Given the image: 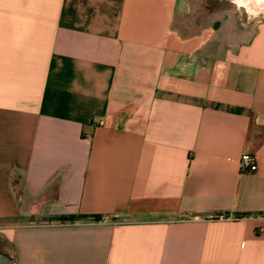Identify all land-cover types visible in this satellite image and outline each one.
Returning <instances> with one entry per match:
<instances>
[{
	"label": "crops",
	"instance_id": "1",
	"mask_svg": "<svg viewBox=\"0 0 264 264\" xmlns=\"http://www.w3.org/2000/svg\"><path fill=\"white\" fill-rule=\"evenodd\" d=\"M179 3L0 0V264H264V14Z\"/></svg>",
	"mask_w": 264,
	"mask_h": 264
},
{
	"label": "rangeland",
	"instance_id": "2",
	"mask_svg": "<svg viewBox=\"0 0 264 264\" xmlns=\"http://www.w3.org/2000/svg\"><path fill=\"white\" fill-rule=\"evenodd\" d=\"M179 4L177 18L181 17L187 28H192V31L211 28L210 34L213 35L212 42L217 54L228 45L247 41L264 14H256L236 0H180ZM17 191L23 198L24 192L20 185H17Z\"/></svg>",
	"mask_w": 264,
	"mask_h": 264
},
{
	"label": "built area",
	"instance_id": "3",
	"mask_svg": "<svg viewBox=\"0 0 264 264\" xmlns=\"http://www.w3.org/2000/svg\"><path fill=\"white\" fill-rule=\"evenodd\" d=\"M241 171L255 172L258 169V161L255 155L245 152L240 158Z\"/></svg>",
	"mask_w": 264,
	"mask_h": 264
},
{
	"label": "bare ground",
	"instance_id": "4",
	"mask_svg": "<svg viewBox=\"0 0 264 264\" xmlns=\"http://www.w3.org/2000/svg\"><path fill=\"white\" fill-rule=\"evenodd\" d=\"M236 1L239 2L240 4H245L252 12L256 14L264 12V0H236Z\"/></svg>",
	"mask_w": 264,
	"mask_h": 264
},
{
	"label": "trees",
	"instance_id": "5",
	"mask_svg": "<svg viewBox=\"0 0 264 264\" xmlns=\"http://www.w3.org/2000/svg\"><path fill=\"white\" fill-rule=\"evenodd\" d=\"M85 217H87V216H82L79 218H85ZM99 218H100L99 216H95V219H99ZM55 219L59 220V221H75L78 219V217H75V216H59V217H55Z\"/></svg>",
	"mask_w": 264,
	"mask_h": 264
},
{
	"label": "water",
	"instance_id": "6",
	"mask_svg": "<svg viewBox=\"0 0 264 264\" xmlns=\"http://www.w3.org/2000/svg\"><path fill=\"white\" fill-rule=\"evenodd\" d=\"M10 264H12V263H10Z\"/></svg>",
	"mask_w": 264,
	"mask_h": 264
}]
</instances>
